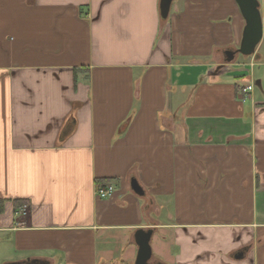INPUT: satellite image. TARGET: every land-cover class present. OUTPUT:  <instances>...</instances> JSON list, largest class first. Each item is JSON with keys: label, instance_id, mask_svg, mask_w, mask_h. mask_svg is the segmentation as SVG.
I'll list each match as a JSON object with an SVG mask.
<instances>
[{"label": "crops", "instance_id": "obj_1", "mask_svg": "<svg viewBox=\"0 0 264 264\" xmlns=\"http://www.w3.org/2000/svg\"><path fill=\"white\" fill-rule=\"evenodd\" d=\"M160 2L0 0V264H134L139 228L154 262L264 264V98L225 53L245 19Z\"/></svg>", "mask_w": 264, "mask_h": 264}, {"label": "water", "instance_id": "obj_2", "mask_svg": "<svg viewBox=\"0 0 264 264\" xmlns=\"http://www.w3.org/2000/svg\"><path fill=\"white\" fill-rule=\"evenodd\" d=\"M174 0H161L160 12L163 20H167ZM241 13L245 19V26L242 33L240 46L236 50L225 51L227 61L234 59L236 53L245 56H254L258 46L264 37V20L261 11L260 0H236ZM131 188L138 195H144L145 190L136 177L131 179ZM154 233L153 228H139L135 232V241L138 245V252L134 264H168L162 261L154 262L151 239ZM33 264H43L35 261Z\"/></svg>", "mask_w": 264, "mask_h": 264}, {"label": "rangeland", "instance_id": "obj_3", "mask_svg": "<svg viewBox=\"0 0 264 264\" xmlns=\"http://www.w3.org/2000/svg\"><path fill=\"white\" fill-rule=\"evenodd\" d=\"M261 1V11L263 14V20H264V0ZM259 53L261 54L262 58L261 59H255L252 56H245L242 55L241 53H237V58L236 61L241 64V66L244 68V76H249L250 73H253V83L255 85V94L256 98L258 99H263L264 98V37L260 45L258 46ZM255 56V55H254ZM254 59L255 65H251V60ZM258 80L261 81V85L258 84ZM250 81V80H249ZM250 100L247 102L246 107L250 105ZM158 244V234L153 236L152 239V246H155ZM154 261V259H152ZM169 264V263H168Z\"/></svg>", "mask_w": 264, "mask_h": 264}, {"label": "built area", "instance_id": "obj_4", "mask_svg": "<svg viewBox=\"0 0 264 264\" xmlns=\"http://www.w3.org/2000/svg\"><path fill=\"white\" fill-rule=\"evenodd\" d=\"M251 64L253 65L254 63ZM254 89H255V85L253 82H251L250 84L243 86L242 92L247 95V94H251L254 91ZM115 191L116 188L114 184L111 182L100 184L99 186H97L96 189L97 195L101 198L111 197L114 195Z\"/></svg>", "mask_w": 264, "mask_h": 264}, {"label": "trees", "instance_id": "obj_5", "mask_svg": "<svg viewBox=\"0 0 264 264\" xmlns=\"http://www.w3.org/2000/svg\"><path fill=\"white\" fill-rule=\"evenodd\" d=\"M74 126H75V121L74 120H70L65 128V131L64 133H69L71 131H73L74 129ZM105 181H102V180H99V183H104ZM3 207H4V199H1L0 198V211L3 210Z\"/></svg>", "mask_w": 264, "mask_h": 264}]
</instances>
